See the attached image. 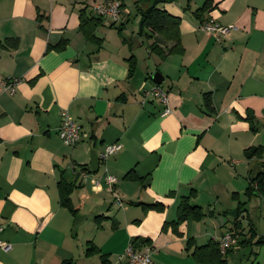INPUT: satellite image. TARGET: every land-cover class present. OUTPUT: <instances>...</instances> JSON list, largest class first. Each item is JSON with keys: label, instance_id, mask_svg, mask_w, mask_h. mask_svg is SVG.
I'll list each match as a JSON object with an SVG mask.
<instances>
[{"label": "crops", "instance_id": "1", "mask_svg": "<svg viewBox=\"0 0 264 264\" xmlns=\"http://www.w3.org/2000/svg\"><path fill=\"white\" fill-rule=\"evenodd\" d=\"M106 1L0 0V44L18 40L0 45V77L21 79L13 93L0 91V238L11 244L0 249V264H127L124 250L135 238L132 246H148L157 264H206L186 250L187 240L201 246L230 232L231 195L263 169L264 0H209L197 14L205 0L159 4L180 19V54H167L173 43L157 34L128 35L125 0L119 21L100 17L99 42L86 40L81 10L91 14ZM133 1L138 13L149 6ZM208 18L234 28L217 38L200 28ZM62 39L63 48L47 49ZM153 42L163 56L149 49ZM153 85L167 93L165 115L145 94ZM61 110L81 126L73 146L58 136ZM115 142L120 149L103 163L100 153ZM257 145L263 156L246 158ZM105 171L116 179L112 192L95 183ZM60 181L74 185L75 213L60 203ZM183 197L203 216L186 218L176 233L170 222Z\"/></svg>", "mask_w": 264, "mask_h": 264}, {"label": "trees", "instance_id": "2", "mask_svg": "<svg viewBox=\"0 0 264 264\" xmlns=\"http://www.w3.org/2000/svg\"><path fill=\"white\" fill-rule=\"evenodd\" d=\"M174 0H137L135 3H145L149 2V6L143 10L140 11V22H139V28L137 31V34L139 36H143L144 38H151L152 34H157L159 37H161L166 42H172V46L167 49V54H180L183 50L181 40H180V31H179V23L180 19L177 16H173L169 14L166 10L160 9L158 7L159 4L166 3V2H172ZM209 0H205L203 5L195 10V14L199 13L200 11H204L207 7V3ZM80 26L79 29L84 35L85 39L88 41L93 42H99V39L94 35V28L97 25L101 24L102 19L100 17H97L93 15L92 13L89 14L88 12H85V8L81 10L80 12ZM120 28L118 27V30ZM18 40L17 39H5L3 40V44H0L2 46H8V47H15L17 46ZM66 43L65 39H62L58 44L56 45H49L47 49L50 48H63ZM149 49L151 51H154L158 53L159 55L163 56L162 49L155 43H151L149 45ZM127 76L130 77L133 75L136 67V61L133 56L129 57L127 59ZM204 105L209 107V101L206 99L204 101ZM250 120V118H249ZM252 131L255 130L253 126L250 127ZM263 150L261 146H253L245 149L244 154L246 158H252V157H258L261 158L263 156L262 154ZM263 167L262 170L255 173V175L250 177L248 186L244 190V195L247 198L244 201L238 202L240 205L236 208L237 213L234 217V223H233V232H236L240 229V222L238 220V217L240 216V213L242 212L243 205L246 204L247 200L253 196L258 197H264V162L261 164ZM59 188H60V203L62 206L66 207L71 213H75V208L71 205L70 199H69V193L74 188L73 183H62L59 182ZM237 194V193H236ZM235 196V195H233ZM236 197V196H235ZM236 199V198H235ZM142 205L143 208H156V209H162V205L158 203H139ZM179 214L177 216V219L170 222L172 229L177 233V227L178 225L185 220L186 218L190 217L194 220H199L203 216V211L200 206H196L189 203L188 197H183L179 203L178 206ZM262 216L264 219V209L262 212ZM98 216H96L97 218ZM251 235L249 238H246L243 235V238L240 240H236L235 244H250L252 243V239L255 238V241L253 242L256 245L264 244V237L258 236L255 233V230L253 227H250ZM234 236V233L232 234ZM242 235V233H241ZM239 235V236H241ZM137 239V238H135ZM135 239L133 242H135ZM132 242L131 245L134 243ZM233 244V243H232ZM231 244V245H232ZM191 248V249H190ZM228 248L224 253H221L219 249V244L217 241H209L205 245L201 246H194L193 247V240L188 239L186 242V250L190 251L191 256L198 262L206 263V264H226V254L229 252ZM92 249L87 248L86 253L89 254ZM255 257L252 260L250 264H258L255 261ZM60 264H73L70 260L63 261Z\"/></svg>", "mask_w": 264, "mask_h": 264}, {"label": "built area", "instance_id": "3", "mask_svg": "<svg viewBox=\"0 0 264 264\" xmlns=\"http://www.w3.org/2000/svg\"><path fill=\"white\" fill-rule=\"evenodd\" d=\"M91 13L97 17H104L115 23L120 19L121 3L118 0H109L104 3L95 4L91 8ZM200 28L209 34L215 35L217 38L227 36L231 29L234 28L231 25H223L212 18L204 20ZM21 81L18 77H0V91L14 92L16 85ZM146 95H151L159 99L164 104L163 114L169 113L170 109L167 106V93L159 86L153 85L145 91ZM81 126L74 120L67 110L60 111V125L58 127V136L65 145L73 146L81 138ZM121 145L117 142L107 144L103 151L99 155V159L104 163L108 156L116 153L120 149ZM82 176L86 177L87 172L83 171ZM105 183L110 192H112L113 184L116 179L113 175L106 173V171L99 177L95 178V183ZM119 202V200H118ZM2 227L0 226V233ZM219 249L221 253H224L231 244L234 242L232 232H227L218 239ZM0 249L7 252L11 249V244L0 238ZM124 257L127 264H157L152 259V250L148 246H144L141 249H136L132 245H129L124 250Z\"/></svg>", "mask_w": 264, "mask_h": 264}, {"label": "rangeland", "instance_id": "4", "mask_svg": "<svg viewBox=\"0 0 264 264\" xmlns=\"http://www.w3.org/2000/svg\"><path fill=\"white\" fill-rule=\"evenodd\" d=\"M124 8L125 11L128 12V16H129V20L126 23V28H125L128 31V35L137 33L140 22V14L135 9L134 1L125 0ZM108 31H111L110 34L109 33L108 34L109 36H112V38L118 37L117 30L116 31L108 30ZM103 32L106 34L107 31H103ZM233 195H235L236 197ZM231 199L235 201L234 207L230 209L233 211L240 205V203L238 202L244 201L247 198L245 197L244 192H241L240 194L233 193L231 195ZM263 209H264V197L253 196L247 200L245 205H243L241 210L242 212L240 213V215H242L241 219L244 221L243 224H245L246 227V231H245L246 233L243 234L246 238H249L251 235L250 227H253L255 233L258 236L264 237V219L262 216ZM239 227L240 229L236 232H233L234 231L233 228L231 229L232 234L234 233L233 236L234 242L232 245H235V247H233L230 250V253L226 254L225 256L226 264H249L253 256L256 257V261H258V264H264V244H259V245L254 244L253 242L255 241V238L251 240L252 243L250 244H238V245L235 244L236 240H238V237H240L239 235H241V233H243L244 230L241 224ZM243 235L241 236L243 237Z\"/></svg>", "mask_w": 264, "mask_h": 264}, {"label": "water", "instance_id": "5", "mask_svg": "<svg viewBox=\"0 0 264 264\" xmlns=\"http://www.w3.org/2000/svg\"><path fill=\"white\" fill-rule=\"evenodd\" d=\"M153 79H154L157 83H160L161 80H162V77L158 78V75L155 74V75L153 76ZM89 165H90V171H91L92 173H94V172L97 171V169H98V159H97V156H96V154H95L94 151L91 152V158H90V163H89ZM236 213H237V209H234L233 211H230V212H229V215H231L232 217H235Z\"/></svg>", "mask_w": 264, "mask_h": 264}]
</instances>
